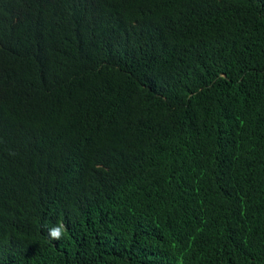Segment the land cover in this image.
I'll return each mask as SVG.
<instances>
[{
    "label": "trees",
    "instance_id": "16d2710c",
    "mask_svg": "<svg viewBox=\"0 0 264 264\" xmlns=\"http://www.w3.org/2000/svg\"><path fill=\"white\" fill-rule=\"evenodd\" d=\"M0 264H264V0H0Z\"/></svg>",
    "mask_w": 264,
    "mask_h": 264
},
{
    "label": "clouds",
    "instance_id": "9594fccd",
    "mask_svg": "<svg viewBox=\"0 0 264 264\" xmlns=\"http://www.w3.org/2000/svg\"><path fill=\"white\" fill-rule=\"evenodd\" d=\"M65 226L63 224H58L53 226L48 230V237L52 241H60L65 232Z\"/></svg>",
    "mask_w": 264,
    "mask_h": 264
}]
</instances>
